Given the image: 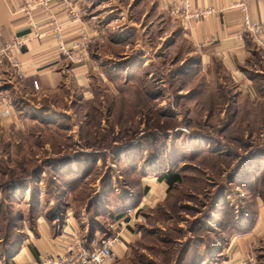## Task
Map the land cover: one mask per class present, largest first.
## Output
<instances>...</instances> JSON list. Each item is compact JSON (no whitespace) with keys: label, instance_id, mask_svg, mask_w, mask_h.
<instances>
[{"label":"rangeland","instance_id":"rangeland-1","mask_svg":"<svg viewBox=\"0 0 264 264\" xmlns=\"http://www.w3.org/2000/svg\"><path fill=\"white\" fill-rule=\"evenodd\" d=\"M143 10L127 23L130 33L133 21L141 28L143 50L127 59L98 43L104 76L88 96L73 84L33 95L25 108L34 118L0 123V254L39 202L84 218L91 254L94 239L116 235L119 217L136 213L127 229L135 240L112 264H225L231 242L264 223V49L251 52L250 99ZM108 51L117 59L103 64ZM174 171L182 181L164 200H142L143 178ZM254 243L248 261L264 264V232Z\"/></svg>","mask_w":264,"mask_h":264},{"label":"crops","instance_id":"crops-1","mask_svg":"<svg viewBox=\"0 0 264 264\" xmlns=\"http://www.w3.org/2000/svg\"><path fill=\"white\" fill-rule=\"evenodd\" d=\"M71 1L88 9L84 29L85 33L92 37L89 59L83 64H69L64 61L58 51L53 35L55 23L62 25L64 38L69 47L82 42L83 27L81 24L71 23L68 18V8L64 2L52 1L48 12L36 8L31 18L39 23V29L45 32L46 36L43 39H33L18 54V58L23 61L25 78L22 81L19 80L14 69L8 64L0 67V114L7 103L10 104L9 116L4 119L0 115V123L4 128H17L23 119L34 118V110L30 112L28 108H25V106L30 107L26 104L30 96L52 94L72 84L78 91L88 96L92 90L91 80L97 74H100L102 78L104 76L101 75V66L98 65L97 54L94 52L98 43L101 42L103 49L106 50L111 47L118 50L122 48L123 51L117 56H124L127 59H131V54L127 52L130 48L143 50L140 45L141 39L135 36V34L143 33L139 27L134 29L138 23L134 21L131 23L133 33L128 32L127 27L130 18L135 17L134 15L142 7H144L141 13L142 18L148 14V16L153 15L157 20L160 19L158 25H162L167 32H170L168 37L177 38L192 47L194 55L206 69L222 67L227 77L233 81L232 83L239 89L242 88L244 95L250 99L257 97L256 82L250 77L252 71L248 69V65L251 64L250 57L254 45L262 49L264 45H259L251 35L243 31L244 13L240 7H234V5L246 4L252 19L264 23V0H191L195 8H211L218 11L216 15L197 24H182L175 20L166 9L163 0ZM22 2L23 0H0V47L15 36L33 33L27 16L18 13ZM119 22L121 23L117 26V34L114 35L112 31L111 35L105 36L104 32L115 27L113 25ZM99 24L102 25L101 28ZM117 56L111 55L108 51L104 56L103 64L114 62ZM132 59L135 60V57ZM20 104L24 105L19 108ZM142 180L143 201L151 204L166 198L168 184L164 178L152 177L150 180L148 178ZM28 211V216L31 217L23 218L21 225L17 228V232L22 235V242L16 256L9 261L6 256L0 254V264L40 262L48 256L69 255L67 247L78 239L81 240L82 249L90 253L93 247L90 244V248L84 246L85 234L91 231L89 223L74 214L71 209L62 211L63 216H61L41 203L38 208L28 209ZM127 215L132 217L130 221L136 220V213ZM125 218L124 216L118 219L119 231L114 235L121 234L122 241L116 248V254L119 257L125 255L127 250L125 243L135 240V234L127 230L131 226L130 221ZM261 218H264L263 213ZM98 230H102V227ZM263 232L264 223L260 219L252 233L239 236L227 247L225 264L250 262L248 259L255 245V236Z\"/></svg>","mask_w":264,"mask_h":264},{"label":"built area","instance_id":"built-area-1","mask_svg":"<svg viewBox=\"0 0 264 264\" xmlns=\"http://www.w3.org/2000/svg\"><path fill=\"white\" fill-rule=\"evenodd\" d=\"M52 1L56 0H23V4L20 7L18 13H23L30 21V25L33 28V33L28 35L15 36L11 40H8L0 47V67L8 64V66L14 69V72L19 80L25 78V72L23 68V61L18 58V54L24 49L29 42L33 39H43L46 34L39 29V23L34 21L32 13L36 8H41L48 12ZM66 4L68 8V18L71 23L82 25V42L73 44L70 47L67 45L63 27L61 24L55 23L53 28V35L57 42L58 51H60L61 57L69 64H83L87 62L90 57L91 51L89 50L92 42V37L85 33V11L82 6L75 4L71 0H58ZM166 9L170 15L182 24H197L201 23L206 18L212 17L217 14L211 8H195L192 5L191 0H163ZM234 7H240L242 13H244L242 20V29L245 33H248L259 44L264 45V23H260L252 19L249 13L248 6L246 4H235ZM56 22V19L54 18ZM10 114V104L7 103L6 108L1 112V117L6 119ZM121 234L108 239L99 241L94 239L92 241L94 251L91 253L86 252L81 247V240H76L72 245L68 246L67 253L69 255L48 256L40 262L30 261L27 263H14V264H111L116 258V248L121 243ZM79 251V252H78ZM245 264H251L247 262Z\"/></svg>","mask_w":264,"mask_h":264},{"label":"trees","instance_id":"trees-1","mask_svg":"<svg viewBox=\"0 0 264 264\" xmlns=\"http://www.w3.org/2000/svg\"><path fill=\"white\" fill-rule=\"evenodd\" d=\"M159 178L160 179L164 178L166 183L168 184L167 193L172 191V189L175 187V185L182 181L180 175L177 172H175V171L172 172V173L167 174L165 177H159ZM40 204H41V202H39L37 207L40 206ZM30 209L33 210V209H36V208L32 207ZM57 214L63 216L62 212H60V213L58 212ZM17 228H18L17 225H12L11 226V232L10 233L15 235V239H14L13 242H10V244H8V246H6L7 248L3 249L4 252L1 253L4 256H6L9 261L12 260L14 256H16V254H17V252L19 250L18 248H19V246H20V244L22 242V235L19 232H17ZM109 237H114V236H108L106 239H108Z\"/></svg>","mask_w":264,"mask_h":264}]
</instances>
